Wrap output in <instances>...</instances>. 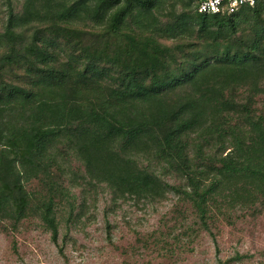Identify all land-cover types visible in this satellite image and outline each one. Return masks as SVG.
Returning <instances> with one entry per match:
<instances>
[{"label":"trees","instance_id":"obj_1","mask_svg":"<svg viewBox=\"0 0 264 264\" xmlns=\"http://www.w3.org/2000/svg\"><path fill=\"white\" fill-rule=\"evenodd\" d=\"M166 1L0 0V43L14 48L25 27L44 26L27 47L30 87L0 76V115L14 103L26 116L20 128L0 116V223L11 231L37 218L57 243L55 209L67 196L57 179L71 157L114 200L174 193L207 232L217 214L260 213L264 0L231 15L197 13L203 0L179 11ZM76 24L99 30L94 47L82 45ZM52 40L78 45L82 62L54 70ZM15 57L0 61L11 67ZM32 181L45 194L29 193Z\"/></svg>","mask_w":264,"mask_h":264},{"label":"rangeland","instance_id":"obj_2","mask_svg":"<svg viewBox=\"0 0 264 264\" xmlns=\"http://www.w3.org/2000/svg\"><path fill=\"white\" fill-rule=\"evenodd\" d=\"M186 1L167 0L165 5L174 3L179 11ZM4 22L5 7L0 3V34ZM43 27L38 23L25 27V41L14 48L5 41L0 43V59L13 53L18 60L11 67L0 61V76L5 82L28 88L27 47ZM72 27L84 32L82 45L95 46L98 29L80 24ZM72 45L60 40L48 45L54 70L66 72V65L82 62L79 46ZM79 64L76 72L85 66ZM260 100L264 106V98ZM13 105L0 115L1 119L23 127L26 116ZM3 149L0 144V151ZM64 166L65 172L57 179L67 193L61 201L59 197L55 209L57 243L51 241L49 231L37 218L23 220L15 231L10 230L11 223L6 220L0 223V264H264V207L256 215L237 210L232 211L231 218L223 219L217 214L207 232L197 224L190 204L174 193L154 201L114 200L105 185L88 181L74 157ZM165 180L182 185L175 178ZM25 189L36 195L46 192L37 181ZM3 226L8 230L4 231Z\"/></svg>","mask_w":264,"mask_h":264},{"label":"built area","instance_id":"obj_3","mask_svg":"<svg viewBox=\"0 0 264 264\" xmlns=\"http://www.w3.org/2000/svg\"><path fill=\"white\" fill-rule=\"evenodd\" d=\"M255 0H203L197 6V13L204 15H231L242 7H253Z\"/></svg>","mask_w":264,"mask_h":264}]
</instances>
